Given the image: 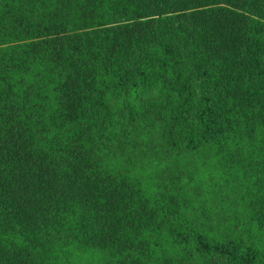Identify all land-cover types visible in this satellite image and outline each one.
I'll list each match as a JSON object with an SVG mask.
<instances>
[{"label":"trees","instance_id":"16d2710c","mask_svg":"<svg viewBox=\"0 0 264 264\" xmlns=\"http://www.w3.org/2000/svg\"><path fill=\"white\" fill-rule=\"evenodd\" d=\"M0 264H264V0H0Z\"/></svg>","mask_w":264,"mask_h":264}]
</instances>
